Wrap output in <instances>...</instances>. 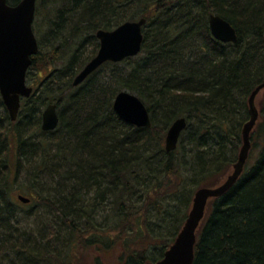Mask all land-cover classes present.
Returning a JSON list of instances; mask_svg holds the SVG:
<instances>
[{"label":"trees","instance_id":"16d2710c","mask_svg":"<svg viewBox=\"0 0 264 264\" xmlns=\"http://www.w3.org/2000/svg\"><path fill=\"white\" fill-rule=\"evenodd\" d=\"M211 14L231 23L237 43L213 37ZM142 18L140 54L105 63L73 86L98 51V30ZM34 30L39 52L27 75L34 91L15 122L0 95L9 124L5 132L0 123V264L158 262L194 193L220 185L237 162L249 97L264 81V0H38ZM122 91L144 102L150 128L117 116ZM49 104L60 123L45 132ZM180 118L187 127L168 152L167 131ZM260 118L243 175L209 203L194 264H264V109ZM21 207L37 217L44 208L49 219L22 230Z\"/></svg>","mask_w":264,"mask_h":264},{"label":"water","instance_id":"95a60500","mask_svg":"<svg viewBox=\"0 0 264 264\" xmlns=\"http://www.w3.org/2000/svg\"><path fill=\"white\" fill-rule=\"evenodd\" d=\"M37 0H22L10 5L0 0V94L10 119L14 122L22 105V99L31 97L34 88L27 83V74L33 57L39 52V43L34 32ZM146 19L128 21L113 30H99L100 43L97 55L85 65L73 80V86L81 85L89 76L107 62L120 63L140 54L144 41L143 27ZM213 37L222 43H237L238 34L230 22L212 15L209 20ZM264 90V81L249 97V120L242 129L243 145L231 174L218 186L203 187L196 191L188 217L173 244L158 262L147 264H194L197 236L206 218L211 200L228 193L244 173L252 149V133L259 122L260 112L256 105L258 95ZM114 110L126 123L150 128L152 120L144 102L128 91L120 92L115 99ZM60 117L56 104H49L42 114V129L45 132L58 128ZM187 127V120H176L167 131L165 148L168 152L178 148L180 137ZM24 204L30 199L19 195Z\"/></svg>","mask_w":264,"mask_h":264},{"label":"rangeland","instance_id":"374dc122","mask_svg":"<svg viewBox=\"0 0 264 264\" xmlns=\"http://www.w3.org/2000/svg\"><path fill=\"white\" fill-rule=\"evenodd\" d=\"M42 22L44 23V21H42ZM41 26H42L41 27L42 40L46 41L47 39L44 37V34H45L44 26L42 24H41ZM46 43H47V41H46ZM83 51L84 52L86 51V56H88L89 54L93 53V51H94L93 44L92 43L87 44ZM38 73H39L40 77H45V76H47V73H49V72L45 68V69H41ZM28 84L30 86L34 87L32 82H28ZM262 102H264V90L258 95L257 100H256V105H257V108H258V110L260 112L264 109V104H262ZM260 119H261L260 121H263V118H260ZM0 123H1V125H4L5 132H8V126L7 125H9V124H8V122H6V123L4 122V114H2V113L0 114ZM9 130H10V127H9ZM255 130L252 133V146H253V135H254ZM5 152L9 155V151H5ZM255 153H256V151L254 152V154ZM22 180H26V178H24V175L22 176L20 181L22 182ZM37 209L38 208H34L33 212L35 213L37 211ZM43 209L44 208H42L40 210V213H37V214H38V217L40 218L41 221L42 220L46 221L47 219H49V215L46 213L45 209L44 210ZM30 210H31L30 207H29V209H25V210L22 209V207L19 209V212H18L17 216H18L19 221H20L19 222V226L21 227L22 230H23V228H25L26 230H33L34 228L37 227V225L40 224V220H38L37 216H35V215L28 216Z\"/></svg>","mask_w":264,"mask_h":264},{"label":"bare ground","instance_id":"6f19581e","mask_svg":"<svg viewBox=\"0 0 264 264\" xmlns=\"http://www.w3.org/2000/svg\"><path fill=\"white\" fill-rule=\"evenodd\" d=\"M212 15H215V14H211V15L209 16V20H210V17H211ZM215 16H218V15H215ZM209 26H210V24H209ZM100 30H103V29H100ZM210 30H211V29H210ZM98 31H99V30H98ZM98 31H97V32H98ZM97 32H96V34H97ZM96 38H97V37H96ZM97 40H98V39H97ZM98 42H99V40H98ZM142 46H143V45H142ZM99 48H100V43H99ZM99 48H98V51H99ZM98 51H97V53H98ZM97 53H96V55H97ZM96 55H95V56H96ZM95 56H94V57H95ZM94 57H93V58H94ZM93 58H92V59H93ZM92 59H91V60H92ZM91 60H90V61H91ZM90 61H89V62H90ZM89 62H88V63H89ZM84 67H85V66H84ZM84 67H83V68H84ZM83 68H82V69H83ZM82 69H81V70H82ZM81 70H80V71H81ZM80 71H79V72H80ZM79 72H78V73H79ZM76 76H77V75H76ZM76 76H75V77H76ZM118 94H119V93H118ZM118 94H117V95H118ZM115 99H116V97H115ZM114 103H115V100H114ZM113 110H114V104H113ZM114 112H115V110H114ZM115 113H116V112H115ZM116 114H117V113H116ZM117 116H118V115H117ZM118 117H119V116H118ZM42 130H43V129H42ZM251 139H252V138H251ZM242 145H243V142H242V144H241V147H242ZM241 147H240V150H241ZM240 150H239V152H240ZM238 157H239V154H238ZM249 157H250V156H249ZM237 160H238V159H237ZM195 193H196V192H195ZM195 193H194V195H195ZM193 197H194V196H193Z\"/></svg>","mask_w":264,"mask_h":264}]
</instances>
